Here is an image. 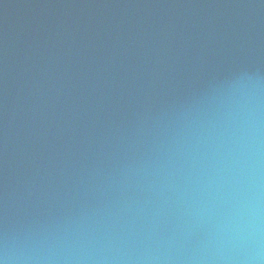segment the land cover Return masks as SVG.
<instances>
[{
    "label": "water",
    "instance_id": "95a60500",
    "mask_svg": "<svg viewBox=\"0 0 264 264\" xmlns=\"http://www.w3.org/2000/svg\"><path fill=\"white\" fill-rule=\"evenodd\" d=\"M0 264H264V0H0Z\"/></svg>",
    "mask_w": 264,
    "mask_h": 264
}]
</instances>
